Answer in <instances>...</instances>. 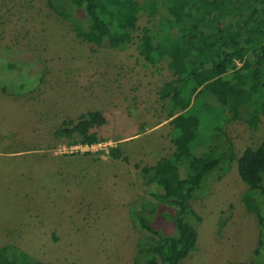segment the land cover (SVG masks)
Wrapping results in <instances>:
<instances>
[{
	"label": "rangeland",
	"instance_id": "rangeland-1",
	"mask_svg": "<svg viewBox=\"0 0 264 264\" xmlns=\"http://www.w3.org/2000/svg\"><path fill=\"white\" fill-rule=\"evenodd\" d=\"M61 5L72 18L90 11L68 0H0V83L8 82L5 93L15 95L0 96V247L11 245L52 264H134L141 234L131 212L140 207L143 194L136 164L162 171L159 159L175 149L167 101L158 89L181 64L149 63L148 48L141 54L138 47L145 36L139 39L136 32L130 42L114 47L88 43L76 36L70 18L59 14ZM181 8L177 1V15ZM128 23L146 21L132 17ZM50 72L61 81V91L53 85L56 94H76L72 119L91 110L103 113L105 123L90 129L97 142L58 137L55 130L63 119L41 118L51 109L42 95L52 81ZM17 80L22 84L15 85ZM201 85L218 89L217 81ZM195 122H184L187 136ZM222 127L225 135L211 141L231 144L230 168L198 183L190 200L197 242L181 264H264V245L259 244L264 196L259 197L261 225L243 203L247 185L236 162L245 147L264 140V115L256 130L243 119L224 121ZM203 162L197 159L200 166ZM150 206H144L145 215ZM165 210L158 205L148 216L160 232L174 235Z\"/></svg>",
	"mask_w": 264,
	"mask_h": 264
},
{
	"label": "trees",
	"instance_id": "trees-1",
	"mask_svg": "<svg viewBox=\"0 0 264 264\" xmlns=\"http://www.w3.org/2000/svg\"><path fill=\"white\" fill-rule=\"evenodd\" d=\"M76 9L90 8L87 16L72 18L61 5L60 15L70 20L77 37L99 47L130 42L134 32L142 39L141 54L159 63L179 61L181 69L159 85L160 99L167 101L170 134L175 149L158 164L139 166V187L143 194L131 219L138 228L134 264H181L197 242V229L190 200L198 183L213 171L230 168L231 144L217 145L211 138L224 133L223 122L244 120L257 129L264 115V0H68ZM182 2L177 15L176 2ZM51 4V1H50ZM145 17L146 24L129 25L132 18ZM117 36L122 41L114 42ZM218 82L216 91L202 83ZM195 118L192 134L184 133V122ZM106 119L100 110L87 111L77 119H64L55 130L58 137L76 139L82 144L97 142L90 131ZM71 140V141H72ZM77 141V139H76ZM78 142V141H77ZM113 150V149H112ZM228 153V155H226ZM114 157L118 152H111ZM203 159L200 166L197 159ZM227 158V163L222 161ZM237 170L247 189L242 200L262 225L261 201L264 196V140L247 146L236 159ZM220 164V166H219ZM152 215L165 205L173 223L174 235H165L144 214ZM143 207V208H142ZM171 210V211H170ZM264 236V226L260 228ZM259 244L264 245L260 239ZM0 264H52L42 262L11 245L0 247Z\"/></svg>",
	"mask_w": 264,
	"mask_h": 264
},
{
	"label": "crops",
	"instance_id": "crops-1",
	"mask_svg": "<svg viewBox=\"0 0 264 264\" xmlns=\"http://www.w3.org/2000/svg\"><path fill=\"white\" fill-rule=\"evenodd\" d=\"M53 77H54V74H52V72H50L49 78L52 81H50L49 84H48V90L43 91V93H42V95H44L45 97H47L46 103L47 104H50L51 109H49V111H48L49 112V115L42 114V117L41 118L43 120L50 121L51 119L52 120H55L56 118H59V117H61L64 120V116H69V117H71L70 119H72V117H74V115L73 116H70V115H72L71 114V108L74 109V105H75L74 98L76 97V94L73 93V92H71V91H68V92L67 91H62V92H60L61 91V89H60V87H61V84H60L61 81L59 79L58 80H56V79L53 80ZM6 84H8V82L7 83H4V84L0 83V96L1 97H6V98L7 97L13 98L15 96L14 94L13 95H8V94L5 93L4 88H5V85ZM19 84H22V83L20 81H18V80L15 81V85H19ZM53 85H54V87H58L60 89V91H58L59 94H56L55 93V91H54L55 88L53 89ZM72 94H74V95H72ZM16 96H18V95H16ZM19 96L22 99L24 98L23 95H19ZM66 97H68L69 99H67ZM63 99H67L65 101H68L65 105L63 103L65 101H62ZM42 100L44 101V98L43 97H42ZM71 102H72V105H71ZM66 119H68V118H66ZM60 126H58V127H60Z\"/></svg>",
	"mask_w": 264,
	"mask_h": 264
}]
</instances>
